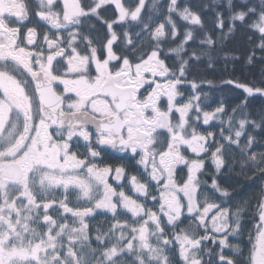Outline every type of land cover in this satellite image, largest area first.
I'll list each match as a JSON object with an SVG mask.
<instances>
[{
  "label": "snow or ice",
  "instance_id": "obj_1",
  "mask_svg": "<svg viewBox=\"0 0 264 264\" xmlns=\"http://www.w3.org/2000/svg\"><path fill=\"white\" fill-rule=\"evenodd\" d=\"M241 4L234 10L233 0H211L202 7L215 14L218 40L246 27L264 52V0ZM159 5L148 7L160 14ZM145 7L146 0H0V264H264V147L256 148L264 145L256 135L264 133V109L253 115L249 107L250 97H264V83L224 81L244 93L230 113L223 102L205 110L194 80L193 94L178 99L189 61L208 55L211 67L217 40L205 31L199 43L207 49L185 58L196 29H204L201 14L168 0L154 26L142 17ZM113 8L109 19L104 13ZM174 14L191 27L165 52V42L179 35ZM33 16L49 26L43 34L29 26ZM128 21L138 29L129 25L118 35L114 25ZM96 22L106 28L102 40L92 35ZM162 52L178 64L169 66ZM212 121L220 124L219 138L198 130ZM80 140L84 153L73 150ZM104 147L133 160L137 171L99 167ZM236 155L238 175L259 177L254 197L240 200L217 180L226 166L233 170ZM206 158L215 168L210 186L201 179ZM72 195L77 203L70 206ZM98 210L111 214L106 229L87 219ZM246 212L252 230L245 257L229 237L244 235Z\"/></svg>",
  "mask_w": 264,
  "mask_h": 264
},
{
  "label": "trees",
  "instance_id": "obj_2",
  "mask_svg": "<svg viewBox=\"0 0 264 264\" xmlns=\"http://www.w3.org/2000/svg\"><path fill=\"white\" fill-rule=\"evenodd\" d=\"M124 2H126V4H130L129 0H124ZM167 2V0L160 1L159 6L161 7V13L157 14L150 11L148 7L152 3V0H146V7L142 13V17L147 19L149 16H151L153 23H159L163 20V13L166 11L163 6L166 5ZM256 2L257 0H249V3ZM180 3L181 5L187 3L194 11L199 12L204 22V29H196L197 39L190 41L189 44L186 45L188 51L183 53V56L187 58L193 49H195L198 54L201 52V50L207 49L206 45L199 43V38L203 36L205 31H207L214 40H217V43L210 50L212 66H209L210 61L208 55H201V58L198 61L190 60L187 71L188 82L181 84L179 88L182 89V92H189L192 90L190 82L194 80L198 85L195 91L201 94V102L204 109L210 108L211 110H214L221 102H223L225 112L230 113L231 109L240 103L244 93L241 89H236L232 85L224 83V81L229 79L239 80L249 85H259L264 83V59H261V56L264 55V52H262V50L258 47V33L254 32L252 29L240 26L229 38L220 41L217 39L219 30L216 29L214 25V12H212L211 9L204 10L202 7L204 3H211V0H180ZM233 3L235 5L234 10L244 7V5L241 4V0H233ZM217 10L224 12L225 17H227L229 14L228 10L223 6V4H221ZM104 15L109 19L113 18L115 15L114 8L111 12L104 13ZM173 18L178 25L179 35L177 36L176 40H169L165 42V52L167 51L168 47H175L176 44L179 43V41L183 38L185 28L191 27L175 14L173 15ZM96 23V31L102 40L106 35V28L99 22ZM138 27L139 26L134 27L133 30H136ZM249 37H251V39H249ZM253 52H255L253 63L249 64L247 62V57ZM161 56L162 58H165L164 52L161 53ZM165 61L169 66L178 64L174 54H168V56L165 58ZM208 81H211V83H208ZM204 94H206V96ZM249 107L253 115L257 114L259 111L264 109V97L258 95L250 97ZM256 135L258 139L260 137H264V133L258 132ZM261 147H264V145H256L257 149ZM239 159V155H236L234 160L230 159L229 162L233 164V170L230 172L227 168V180L223 187L227 188L235 197L242 200L244 198L255 196L260 187V180L259 177L254 179H246L243 175H238L237 173L240 172ZM237 202V200L231 201L232 206H235ZM244 217L245 218L242 221L246 226L244 232L248 231L247 229L249 227L247 225L251 226L249 228L251 231V213L246 212ZM240 245L243 248L246 257L251 247L246 236L242 237Z\"/></svg>",
  "mask_w": 264,
  "mask_h": 264
},
{
  "label": "flooded vegetation",
  "instance_id": "obj_3",
  "mask_svg": "<svg viewBox=\"0 0 264 264\" xmlns=\"http://www.w3.org/2000/svg\"><path fill=\"white\" fill-rule=\"evenodd\" d=\"M32 21L33 22L30 23L29 26H35L37 28V31L39 33H41V34H43V32L46 31L48 29V27H49L44 22H38V18H36L34 16L32 18ZM93 31L94 30H92V33L94 34ZM161 104L162 105L166 104V100H162ZM205 110L212 111L210 108H207ZM200 124H202V123H200ZM200 124L198 126V130L199 131H212L214 133H217V138H219L218 137V131H219V127H220L219 122H218L217 125L215 123H213V122H210L209 125H203L202 124L201 125L202 127L200 126ZM97 147H99V146H97ZM73 150L74 151H78L80 153L86 152V148L84 146V142L82 140H80L78 145L76 143H74L73 144ZM100 150H101V156L99 158H97V164H98L99 167H104L106 165H111V166L115 167V166H119L121 164H124L126 166V168H127L129 173H133V172L137 171V166L135 165V162L133 160H130V159L126 158V157L122 158V154L121 153L115 152L112 149L107 148V147L101 148ZM188 154L190 156L193 155L191 153H188ZM207 155L208 154H204L205 157H207ZM185 172H186V169L184 170V172H179L178 173V179L184 178ZM205 172H206V174L202 175L201 179L207 181V184L210 186L211 185V180H212V174L215 172V168H214V165L211 162V159H208V158L205 159ZM227 175H228V171H227V166H226L224 169H222L221 174L217 176V180L221 184L222 187L224 186V183L227 180ZM109 182L112 183L114 186H116V182L114 180H112L111 177L109 178ZM124 183L126 185V188H128L127 181H124ZM128 190H129V188H128ZM207 191L209 192V194H211L213 190L209 187L207 189ZM131 194L135 195L134 193H131ZM215 195H216V197L219 198V193H216ZM150 206H153V202H152V204ZM97 214L103 215V214H105V212H102V211L98 210ZM247 226L249 228L251 227L250 225H247ZM245 227L246 226L244 225V231H245ZM249 228L247 229L248 230L247 232H244V235L242 237L246 236L248 238L247 234L250 231ZM242 237L240 238V240H236L235 239V243H240ZM208 245L211 247V242H208Z\"/></svg>",
  "mask_w": 264,
  "mask_h": 264
},
{
  "label": "rangeland",
  "instance_id": "obj_4",
  "mask_svg": "<svg viewBox=\"0 0 264 264\" xmlns=\"http://www.w3.org/2000/svg\"><path fill=\"white\" fill-rule=\"evenodd\" d=\"M161 1V0H160ZM168 1V0H167ZM124 2V0H123ZM133 0H129V3H132ZM126 4V2H124ZM127 5V4H126ZM147 20V19H145ZM158 23V22H157ZM157 23H153V25L155 26V24ZM129 25H131V28H130V31H133L135 32L138 28H136V30H133L134 27H137L139 26L136 22H131V21H128L127 23H123V24H117V25H114V30L117 31L118 34H121L122 30L126 27H129ZM85 30H88L87 28V25H85ZM97 29L95 28L94 29V34L92 33V35L95 37V36H99L98 35V32L96 31ZM54 31V30H53ZM91 32H92V29H91ZM119 45V41L117 42V45H114V49H117ZM180 89V88H179ZM182 89H180L181 91ZM189 90V89H188ZM182 92V91H181ZM183 95L181 97H179L178 99L180 100H187V98L189 96H191L193 94V89L190 90L189 92H182ZM214 111V110H212ZM213 123H215L216 125L218 124V121H212ZM202 123V122H201ZM202 124H200L201 126ZM202 127V126H201ZM128 190V188H126V191ZM131 194V193H130ZM77 203L76 201V198L74 195L70 196V199H69V204L70 206H73ZM85 202L84 201H81V204H84ZM148 205L150 206L152 204V201L149 200L148 202ZM53 215H56L55 213H53ZM90 222V226L94 229L97 225L103 227V228H107L109 226L110 223H112V219H111V214L110 213H105L103 215H99V214H96L94 217H90V218H87ZM229 240L232 242V243H235V239L233 237H229ZM94 243V241H93ZM225 252L228 253L229 252V249H225ZM173 256L174 258L178 259V256L175 252H173Z\"/></svg>",
  "mask_w": 264,
  "mask_h": 264
}]
</instances>
